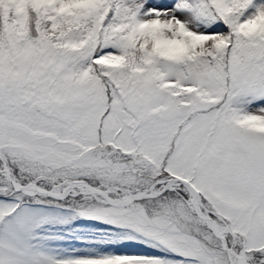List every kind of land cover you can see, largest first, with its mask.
<instances>
[{
  "label": "snow or ice",
  "instance_id": "snow-or-ice-1",
  "mask_svg": "<svg viewBox=\"0 0 264 264\" xmlns=\"http://www.w3.org/2000/svg\"><path fill=\"white\" fill-rule=\"evenodd\" d=\"M0 264H264V0H0Z\"/></svg>",
  "mask_w": 264,
  "mask_h": 264
}]
</instances>
